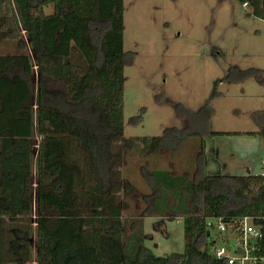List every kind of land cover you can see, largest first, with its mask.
Wrapping results in <instances>:
<instances>
[{"label": "trees", "instance_id": "obj_1", "mask_svg": "<svg viewBox=\"0 0 264 264\" xmlns=\"http://www.w3.org/2000/svg\"><path fill=\"white\" fill-rule=\"evenodd\" d=\"M238 1L264 19V0ZM5 10L14 24L6 31ZM3 36L16 39L17 50L0 53V264H227L214 254L229 236L208 225L214 217L231 226L252 218L264 254V175L206 172L205 136L230 133L209 130L210 106L192 111L178 102L184 127L124 136L125 65L134 53L124 48L123 0H0ZM263 72L233 66L227 79L262 81ZM258 112L259 129L246 133L264 135ZM191 135L202 138L200 179L149 175L144 213L184 216V252L159 255L145 244L142 222L126 232L121 193L133 195L135 187L120 168L131 150H174Z\"/></svg>", "mask_w": 264, "mask_h": 264}, {"label": "rangeland", "instance_id": "obj_2", "mask_svg": "<svg viewBox=\"0 0 264 264\" xmlns=\"http://www.w3.org/2000/svg\"><path fill=\"white\" fill-rule=\"evenodd\" d=\"M123 2L124 48L134 53L125 65L124 136H155L167 127H184L187 121L176 109L178 102L192 111L208 105L209 130L230 133L205 136L206 172L264 171V135L234 133L259 129L260 120L252 113L264 112V79H227L233 66L264 70V19L250 15V7L238 0ZM45 8L48 13L53 10L52 4ZM4 15L1 28L6 31L14 25L13 14L5 10ZM16 42L10 36L0 38V53L15 52ZM200 139L191 135L174 150L146 156L131 150L124 156L121 177L135 187L133 195L121 193L129 205L123 210L126 232L131 233L132 221L137 227L142 222L145 244L157 254L184 252V216L144 213L153 191L149 175L157 170L158 176L169 171L178 178L200 179L196 161ZM33 168L36 181V164ZM179 183L185 184L183 179ZM166 200L173 206L178 201L171 191Z\"/></svg>", "mask_w": 264, "mask_h": 264}, {"label": "built area", "instance_id": "obj_3", "mask_svg": "<svg viewBox=\"0 0 264 264\" xmlns=\"http://www.w3.org/2000/svg\"><path fill=\"white\" fill-rule=\"evenodd\" d=\"M207 223L229 235L227 240L216 244V257L225 259L227 264H264V254L259 243L263 233L252 218L245 216L236 226L228 225L221 217L209 218Z\"/></svg>", "mask_w": 264, "mask_h": 264}, {"label": "crops", "instance_id": "obj_4", "mask_svg": "<svg viewBox=\"0 0 264 264\" xmlns=\"http://www.w3.org/2000/svg\"><path fill=\"white\" fill-rule=\"evenodd\" d=\"M45 10H46V8H45ZM249 131H256V130H249ZM241 132V131H240ZM247 131H243V132H241V133H246ZM240 133V134H241ZM253 135H257V134H253ZM207 153V152H206ZM225 167H227V165H225ZM249 172H251L250 170H249ZM249 172H247V173H249ZM264 171H262L261 173H257V174H262ZM246 173V174H247ZM251 173H253V172H251ZM148 246V245H147ZM157 254V253H156ZM160 255V254H159ZM164 255V254H163Z\"/></svg>", "mask_w": 264, "mask_h": 264}, {"label": "water", "instance_id": "obj_5", "mask_svg": "<svg viewBox=\"0 0 264 264\" xmlns=\"http://www.w3.org/2000/svg\"><path fill=\"white\" fill-rule=\"evenodd\" d=\"M249 172V171H248Z\"/></svg>", "mask_w": 264, "mask_h": 264}]
</instances>
